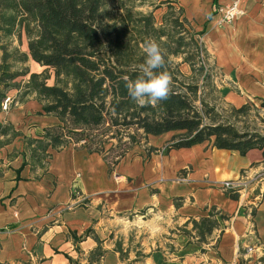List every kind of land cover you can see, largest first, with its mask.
Masks as SVG:
<instances>
[{"label": "crops", "instance_id": "crops-1", "mask_svg": "<svg viewBox=\"0 0 264 264\" xmlns=\"http://www.w3.org/2000/svg\"><path fill=\"white\" fill-rule=\"evenodd\" d=\"M176 1L202 31L224 99L234 107L262 102L264 0H246L245 14L230 23L215 8L232 0ZM8 89L0 85V124L21 133L0 132V264H264L262 150L242 155L206 141L164 151L168 132L147 136L144 145L158 150L128 152L112 171L76 147L51 151L43 168L26 147L29 101L16 114L3 110ZM225 180L245 184L238 199ZM212 207L228 218L214 215L220 226L206 243L181 232Z\"/></svg>", "mask_w": 264, "mask_h": 264}, {"label": "trees", "instance_id": "trees-1", "mask_svg": "<svg viewBox=\"0 0 264 264\" xmlns=\"http://www.w3.org/2000/svg\"><path fill=\"white\" fill-rule=\"evenodd\" d=\"M118 8L125 9L128 14L130 12L123 4ZM1 10L11 11L12 14H1ZM0 20L6 27V35L12 34L14 27L23 29L24 20L35 23L38 31L26 42V56L39 66L52 67L55 79L65 75L72 83L71 89H67L55 80L53 83H48L47 78L39 80L41 73L30 74V86L41 97L38 99L42 102V112L59 120L56 125L44 127L40 136L29 139L30 156L40 167L48 166L51 150H62L73 144L76 148L100 155L109 171H112L129 149L111 158L103 144L93 141L88 130L105 122H109L111 127H136L143 131L144 141L148 135L171 132L173 134L164 151L189 148L209 141L218 149L235 150L242 155L252 149L264 153V135L241 132L233 124L211 117L210 113H215L214 108L203 110L195 106L198 85L178 86L176 82L178 75H181L180 68L172 69L165 64L164 69L158 70L166 69L174 78L167 100L155 106L137 105L128 95L125 85L139 77V67L144 62L132 63V56L127 52L131 44L125 41L128 25L125 20L119 24L111 19L106 0H0ZM181 39L176 38L178 47L172 52L176 56L184 53ZM206 54L210 60L207 51ZM184 62H187L186 58ZM190 67L194 74L214 79L215 68L209 62L207 66L203 61L198 67L194 64ZM2 73L0 85L3 87V82H14L20 76L6 75L4 70ZM3 96L2 91L0 97ZM245 107L246 104H243L237 110ZM207 117L210 119L208 122L205 120ZM0 132L20 135L11 124H0ZM34 143L37 145L33 146ZM148 149L158 150L154 146ZM239 192V189H232L227 194L232 199H238ZM216 214L222 220L228 218L212 207L207 216L190 219L191 229L185 224L180 230L192 236L197 243H206L207 237L220 226L214 216Z\"/></svg>", "mask_w": 264, "mask_h": 264}, {"label": "rangeland", "instance_id": "rangeland-1", "mask_svg": "<svg viewBox=\"0 0 264 264\" xmlns=\"http://www.w3.org/2000/svg\"><path fill=\"white\" fill-rule=\"evenodd\" d=\"M120 4L125 5V8L130 10L129 14L126 13L125 9L118 8ZM106 7L110 10L112 20H116L119 24L125 20L128 25L125 41L131 44L127 47V52L132 56V63L145 62L144 44L149 40L156 41L164 51L165 64L171 66L172 69L180 68L181 70V75H178L179 79L176 84L181 87L186 84L198 85L194 100L198 109L206 110V108L212 107L215 109V113H210V116L216 120L233 124L241 132H256L264 135V105L261 101L248 102L246 107L239 111L237 110L239 107H234L224 99L221 88L218 86L221 83L219 78L216 80L212 77L204 78L199 73L194 74L192 72L191 64L198 67L203 61L206 66L208 62L210 64L212 62L207 59L202 31H198L186 19L183 8L176 0H106ZM1 14L11 15L12 13L1 10ZM16 14L19 13L16 12ZM23 24V29L14 27L13 33L6 35V27L0 20V77L3 70L6 75L20 74L14 82L3 83H5V87H9L10 94L8 95L14 94L15 98L12 107L10 105L11 109L9 107L7 110L15 112L17 111L16 107H18L16 106L17 103L29 101L24 107L25 117L22 125L34 129L31 135L25 137L27 151L30 152V140L40 136L45 126H53L59 123L57 117L42 112V102L38 99L41 97L30 86V74L32 72L41 73L39 80L47 78L48 83H53L55 80L58 85L67 89H71L72 83L70 78L65 75L55 79L52 67L39 66L26 56L28 54L26 53V42L37 34L38 29L35 23H29L28 20H24ZM178 37L183 38L181 39L183 44L181 50L184 53L176 56L172 52L177 50L176 38ZM185 58L187 62H184ZM28 115H32L31 118L27 119ZM205 120L208 122L210 119L207 117ZM88 131L94 142L103 144V148H106L108 156L111 158L122 150L129 149L131 154H137L143 147L148 148L144 145L146 141H144L143 131L136 127L128 129L121 125L111 127L109 122H105ZM70 132L72 133V131ZM171 134L168 133L165 136H171ZM36 145L37 143H34L33 146ZM68 147H74V145L71 144Z\"/></svg>", "mask_w": 264, "mask_h": 264}, {"label": "clouds", "instance_id": "clouds-1", "mask_svg": "<svg viewBox=\"0 0 264 264\" xmlns=\"http://www.w3.org/2000/svg\"><path fill=\"white\" fill-rule=\"evenodd\" d=\"M146 54L145 62L140 65L139 77L132 82H126L128 95L139 106H155L167 100L172 91V77L165 69V54L159 43L147 41L143 46Z\"/></svg>", "mask_w": 264, "mask_h": 264}, {"label": "built area", "instance_id": "built-area-1", "mask_svg": "<svg viewBox=\"0 0 264 264\" xmlns=\"http://www.w3.org/2000/svg\"><path fill=\"white\" fill-rule=\"evenodd\" d=\"M246 0H232L230 3L226 5H221L215 8V11L220 16V23H230L233 20L240 18L245 14L244 3ZM13 102V98L11 95H6L2 102L1 108L3 110H7ZM242 185H245L243 182L234 181V180H225L222 182V187L226 189H237ZM251 251V248H248Z\"/></svg>", "mask_w": 264, "mask_h": 264}]
</instances>
